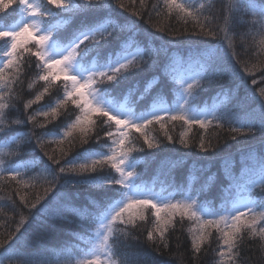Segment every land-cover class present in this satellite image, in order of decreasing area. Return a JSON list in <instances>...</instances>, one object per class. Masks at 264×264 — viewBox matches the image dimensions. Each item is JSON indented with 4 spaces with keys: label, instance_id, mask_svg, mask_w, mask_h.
Masks as SVG:
<instances>
[{
    "label": "trees",
    "instance_id": "16d2710c",
    "mask_svg": "<svg viewBox=\"0 0 264 264\" xmlns=\"http://www.w3.org/2000/svg\"><path fill=\"white\" fill-rule=\"evenodd\" d=\"M73 1L76 6L68 10L44 3L55 10L53 18L66 20L55 35L61 42L103 24L80 44L82 64L101 65L141 50L126 66L97 77L94 85L107 96L127 98L136 113L158 100L173 103L179 89L174 67L189 63L202 72L190 88L188 106L225 96L206 127L163 116L132 131L124 150L137 162L138 184L189 188L197 203L214 211L226 207L243 181L241 166L255 162L264 169V123L248 126L264 114V0H194L192 12L178 0ZM18 4L0 0V22H10ZM7 42L0 35V50ZM33 53L14 47L0 81V139L21 136L0 152V264H76L105 208L124 193L110 159L84 160L112 138V122L104 113L85 110L73 96L42 115L65 87ZM61 131L59 139L49 136ZM18 162L28 168L13 177L8 171ZM250 196L264 207V179ZM232 228L225 241L221 224L202 227L189 210L168 208L157 215L150 204L137 203L116 214L111 259L218 264L225 245V264H264V218L240 216Z\"/></svg>",
    "mask_w": 264,
    "mask_h": 264
},
{
    "label": "rangeland",
    "instance_id": "374dc122",
    "mask_svg": "<svg viewBox=\"0 0 264 264\" xmlns=\"http://www.w3.org/2000/svg\"><path fill=\"white\" fill-rule=\"evenodd\" d=\"M45 1V0H44ZM43 0H19L16 16L10 18V22H0V35H6L8 42L0 50V81L7 75L6 63L11 58L14 47L32 48L33 55L38 56L42 64L55 76L61 78L63 97L56 98L51 105L41 109L42 115H51L56 106L63 102L64 97H77L82 107L87 111L104 113L112 122V138L101 149L86 154L84 160L100 162L110 159L118 173V179L124 186L123 196L111 202L103 211L97 224V229L91 236L90 246L81 255L75 258L76 264H113L110 254L109 237L116 214L127 206L137 203L150 204L157 215L163 210L172 208L182 213H190L199 219L202 227L206 224L223 226V239L228 241L233 234V223L240 216L258 215L264 218V207H257L250 196L251 190L264 179L263 164L260 166L252 163L244 164L240 172L244 174L243 181L236 185L234 197L229 204L214 211L211 207L197 203V195L190 193L189 188L182 191L176 188H168L162 185H140L135 181L134 169L137 165L133 159L125 153V142L132 131H140L151 120L163 116L181 117L188 124L197 123L206 127L215 115L217 109L222 106L224 97L214 98L199 108L188 106L187 98L191 86L201 76V67L188 64L174 67L173 75L179 83V89L175 101L169 103L162 99L153 102L149 108L136 113L133 106L123 98H111L100 91L95 85L98 76L129 63L135 53H122L114 59H109L106 64H97L95 61L88 65L82 64L78 59L79 45L91 35L90 31H83L75 35L68 42H61L57 30L64 26L66 20L56 16L55 10L44 3ZM60 3L65 10L76 6L73 0H50ZM175 1V0H171ZM189 12L195 11L194 0H178ZM52 5H54L52 3ZM60 17V18H59ZM53 18V19H52ZM55 33V34H54ZM32 45V46H29ZM212 53V49L207 51ZM4 91L0 83V92ZM264 114L254 118L248 123L251 126L254 121L264 123ZM65 131L51 133L52 139H59ZM21 136H13L0 139V152L5 153L9 145L17 144ZM4 151V152H3ZM28 166L25 163H17L9 174L18 177ZM0 166V172H1ZM130 204V205H129ZM159 219V217L157 216ZM5 258L4 256H2ZM227 260V247L221 248L218 264H225Z\"/></svg>",
    "mask_w": 264,
    "mask_h": 264
}]
</instances>
